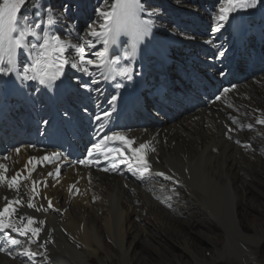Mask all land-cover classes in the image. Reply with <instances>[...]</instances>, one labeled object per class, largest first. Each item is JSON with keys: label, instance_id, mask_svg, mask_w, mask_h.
I'll list each match as a JSON object with an SVG mask.
<instances>
[{"label": "bare ground", "instance_id": "bare-ground-1", "mask_svg": "<svg viewBox=\"0 0 264 264\" xmlns=\"http://www.w3.org/2000/svg\"><path fill=\"white\" fill-rule=\"evenodd\" d=\"M204 30L190 42V50L206 46L213 26ZM259 70L241 71L247 75L215 104L194 110L176 106L171 119L155 113L154 127L134 131L137 146L154 149H144L152 164L144 184L65 165L52 180L51 166L39 168L33 177L43 179L54 211L41 199L35 201L44 211L24 213L43 222L34 225L47 248H32V258L0 254V264H221L230 257L239 264H259L264 202L248 192L255 188L264 198V191L257 190L264 188V124L257 123L264 121V71ZM0 71L7 68L0 64ZM41 155L25 148L2 163L14 174L34 167ZM0 192V205L4 195L14 194L5 187ZM243 205L253 211L242 210ZM130 235L134 238L128 241ZM140 242L153 245L156 260L136 249ZM204 245L210 257L203 254Z\"/></svg>", "mask_w": 264, "mask_h": 264}, {"label": "snow or ice", "instance_id": "snow-or-ice-1", "mask_svg": "<svg viewBox=\"0 0 264 264\" xmlns=\"http://www.w3.org/2000/svg\"><path fill=\"white\" fill-rule=\"evenodd\" d=\"M25 3V0H0V64L8 66L7 71H0V75H7L10 71H15V61L17 54L19 52H28L32 54L29 56L31 61L30 66L26 67L23 71L26 75L23 77L26 80H35L40 85L48 87L50 83L54 82L59 78L62 68L68 64V60L65 58V53L70 49H74L79 56V64L83 66V71L87 74L88 66H97L93 65L92 61L85 60L84 48H77L71 43L60 40L59 37L54 35H42V27L50 28L55 20L48 18L43 26L40 22L30 23L28 19L24 17L17 16L20 7ZM256 0H225V6H222L221 13L217 17L218 21H226L228 15L234 13L238 10H247L249 7H255ZM139 10V0H115V3L111 6L110 10H100L97 15L101 17L102 21V31H92L88 35L91 37V41L84 40L83 43L88 48L96 47L95 41L103 44L105 47L109 45L110 40H114L116 35L121 31H131L133 35L134 32V22L136 13ZM219 31V27L217 28ZM111 34V35H110ZM31 38V39H30ZM139 39V37H136ZM31 40L39 41L40 46L37 47L36 43H32ZM28 41V43H26ZM100 58L104 57V52H99L97 54ZM124 59H129L128 56H125ZM115 64H119L120 61H113ZM72 67H76V64L73 63ZM30 74V75H27ZM116 75L126 78L129 76V70L123 69L116 73ZM107 116L98 118L100 122L106 119ZM235 123V121H233ZM257 123L264 124V121H257ZM229 132L232 130L229 129ZM110 141L119 142L120 146L115 148L108 147L106 149L107 153H119L121 157H124V152L122 148H127L130 153L140 152L143 149L148 151H154V149L149 148L148 144H143L137 146L135 149L131 148L129 145L134 144V141H129L123 136H111L107 137L102 143L107 145ZM248 150H251L250 145H241ZM105 153L101 152L98 155L102 156ZM19 155V152H17ZM59 155V154H57ZM92 153H89L91 156ZM4 160H8V157H4ZM44 160H49V157H44ZM55 159V158H51ZM115 160V157H111ZM102 161H97V163ZM125 162L127 158L125 157ZM29 164H32L33 161H28ZM140 163L143 165V171L141 172L140 178L143 179L145 173L147 172V164L144 161L143 157L140 158ZM41 166H43L41 162ZM88 166L87 162L85 165ZM115 167V164L113 165ZM107 171L108 169H101ZM9 169L4 165L0 164V187H5L8 191H14L20 193L21 188L20 184L27 179V177H22L20 172L15 173L12 177H8L6 174ZM23 172H28L27 168L23 169ZM50 176H56L57 173H50ZM155 176L167 180L169 177L163 176L160 173H155ZM31 176V173H28V177ZM42 181H31L32 187L29 188L25 185L24 191L27 198V203L20 199L19 195L14 199L4 198L3 206L0 207V233H4L6 230L11 229L12 231L17 230V226L24 224L25 221L27 226L20 228L19 235L25 236L27 239H30L32 243L38 242V237L40 235L39 228H32L31 225L34 224H43L42 221H36L28 217H20L19 220H13L16 212L19 207H26L28 209H33L35 211H44L43 208H36L35 204L32 202L36 199V196H28V192H33L35 187H37ZM74 187V186H72ZM71 191V188H70ZM48 207L51 208V201L48 203ZM54 210V209H53ZM11 246H15L18 242L16 240H11ZM5 252L7 250L5 249ZM21 257L32 258V253L30 252H21ZM15 259V256H13Z\"/></svg>", "mask_w": 264, "mask_h": 264}, {"label": "rangeland", "instance_id": "rangeland-1", "mask_svg": "<svg viewBox=\"0 0 264 264\" xmlns=\"http://www.w3.org/2000/svg\"><path fill=\"white\" fill-rule=\"evenodd\" d=\"M45 1L48 2V4H45V5L43 4L44 5L43 6L42 3ZM45 1L44 0L39 1V7L37 8L38 11L32 18H28L29 22L30 23L40 22L41 25L43 26L44 22L49 17L54 19L55 23L50 28L42 27L41 34L42 35H48V34L54 35L56 37H59L60 40L62 41H69L71 44H73L76 47L80 44L82 39L83 41L90 40L91 37L88 35L90 32L94 30L95 31L103 30L101 17L98 16L97 13L100 10L107 11V10H110L111 8L107 4V0H98V1L81 0V2H79V0H76V3H73V2L65 3L62 0H45ZM164 1L168 3L169 8L180 9L182 11H184L185 9L191 6V4L188 3V0H164ZM145 4L146 6H141V4L139 3V10L141 9V7H146V10H144V12L149 14V17H151L152 21L157 24L164 25L165 13L162 9L163 0H147L145 1ZM77 7H79L80 10H77ZM42 8H43V11L45 10L47 12L46 15L44 14V12H42ZM194 9L195 7L191 8L190 10L192 14L197 15V22H203L205 24L207 22L206 19H210V17L207 16L206 14L202 16L201 13L203 12H201L200 9L198 11H195ZM48 13H51V15H49ZM77 14H81V17L78 18L76 16ZM165 26L168 27V25H165ZM209 26H213V23L207 24V25H203V24L194 25L193 30L195 29L204 30L208 28ZM70 32H75V33L79 32L82 35V38L81 36L69 37ZM201 36H203L201 35V33L199 36L188 34L185 40L186 42H191L193 40H196L197 37L200 38ZM74 40L75 42H73ZM31 41H34V40H31ZM32 43H35V42H32ZM36 44L37 46H40L39 41H37ZM65 55H66V59L69 62L79 61V58L75 57L76 51L74 49H72L69 52H66ZM244 74L245 73H243L242 75ZM257 190L264 191V188L257 187ZM248 192H249L250 197L252 198L255 197L261 200L262 202H264V198L257 196L258 192H256L255 188L250 189ZM240 208L242 210L247 208L248 212L253 211V209H249L245 205L241 206ZM261 209L263 210V208ZM192 234L196 235L197 232L193 231ZM133 238L134 236L130 235L128 237V241L133 240ZM260 245L261 247L259 249V262L261 264H264V241ZM136 249L141 251L143 255L147 256L148 258H151L152 260H156L157 257L159 256V253L150 243L148 245H145L144 242H140L138 245H136ZM170 249L177 251V252L180 251V248L178 249L176 247H170ZM209 249L210 248L208 245H204L203 254L206 257L211 256L212 251ZM188 256L189 255L186 253L185 258H187ZM221 264H239V262L234 257H230L229 259L226 260V262H222Z\"/></svg>", "mask_w": 264, "mask_h": 264}, {"label": "trees", "instance_id": "trees-1", "mask_svg": "<svg viewBox=\"0 0 264 264\" xmlns=\"http://www.w3.org/2000/svg\"><path fill=\"white\" fill-rule=\"evenodd\" d=\"M33 1L34 0H28L27 3L25 4V8L28 7V6H30ZM110 1H112V0H110Z\"/></svg>", "mask_w": 264, "mask_h": 264}]
</instances>
